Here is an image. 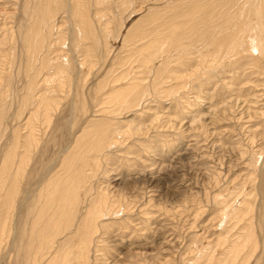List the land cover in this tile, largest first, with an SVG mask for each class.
Segmentation results:
<instances>
[{"label":"rangeland","instance_id":"obj_1","mask_svg":"<svg viewBox=\"0 0 264 264\" xmlns=\"http://www.w3.org/2000/svg\"><path fill=\"white\" fill-rule=\"evenodd\" d=\"M137 1L133 0V12H124L120 20L108 24L119 29L118 34L110 38L112 41L108 45V57H104L100 45L96 46L90 43V40H84L89 43L92 52L99 59L88 75L81 69L79 59L88 53L86 47L89 46L84 45L85 49L79 45L83 40L79 37L72 18L68 19V25L65 27L64 13L60 12L55 16L51 38L58 40L61 35H65L69 48L59 44L50 57L57 59L53 61L56 64L61 52L70 53V77L74 80L71 90L65 95L57 88L52 70L43 67L47 65L46 61L44 64L41 63L42 60H38L35 74L32 69L30 77L27 78L28 60L22 54L20 61L21 39L18 38L17 42L12 43L15 44L12 49L16 56L14 55L15 59L6 79V95L0 94V176L4 179V189L0 191V214L5 208V192L13 180L18 181L20 190L14 194L15 203H12L15 208L13 205L8 208L9 215H13L19 204L21 186L30 188L31 181H37L38 176L53 166L55 168L51 175L58 177L62 162L65 159V162L74 160L76 170H71V175L88 176V184L106 188L109 192L113 190L112 194L116 198H120L121 193L122 197L124 196L122 204L125 208L120 205L118 215L111 218L116 217L120 222L126 219L128 226L120 227L118 222L117 225L111 224V229L103 235L107 240V252L105 255L99 252L98 262L191 264L197 260L196 264H209L215 249L211 251L206 247L226 248V244L220 247L216 244L222 224L225 223V218L219 216L223 212V204L217 201L236 205L239 201L237 196L240 199L251 189L254 193L256 187L259 188L261 197H264V58H261L262 69L251 64L246 57L241 56L236 60L231 58V64H220L214 70L201 73L193 77V80L189 79L186 85L176 89L171 87L176 80L171 79L168 82V89L172 90L169 94L156 93L150 89V85L149 93L147 92L144 98L121 109L112 117L106 116L100 112L102 103L97 100L98 93L91 91V88L94 79L98 82L107 77V70L113 61L121 60L133 52V41H123L124 36L138 33L135 29L140 27L153 28L155 22L152 25L150 21L146 24L148 17L170 19L180 14L184 19H188L193 9L190 0H157L153 5ZM202 1L207 2L206 12L215 4V0ZM218 1H222V4L219 5L217 13H223L217 15L218 21L224 20L225 17L234 19L236 5L232 0ZM19 2L20 0H0L1 54L5 53L3 41L7 34L13 37L18 31L22 33L28 24L31 27L29 25L27 29L36 28L37 23H32L30 15H27V18L24 16ZM193 15L196 17L192 24L183 26V38L170 53L171 64L179 68L180 74L187 78L195 72L196 65L192 61L190 68L188 65L180 66L179 61L185 58L181 55L185 51L191 53L190 55L197 54L193 45L199 43L197 39L202 31L199 28H206L208 24L211 26V20L204 26L197 16L198 13ZM222 16L224 18H221ZM92 20L97 27L101 18L93 16ZM98 33H102L101 30ZM140 33L141 31L138 34ZM47 51L45 48L41 54L48 57L49 53H45ZM38 64L41 66L40 71L37 70ZM135 64L137 62L131 66H120L117 62L115 66L121 72L133 66L136 70L138 67ZM152 73L153 71L148 79L153 78ZM48 88L59 93L57 98L61 99L56 115L54 114L50 125L48 121L43 123L41 140L35 141V147L16 148L17 141L14 136L27 131L26 123L33 111L27 105L33 98L31 94L36 91L38 96L47 92ZM106 123L112 124V129L121 131L117 136L125 135L120 136L121 143L112 148L111 160L99 158L97 169L94 175L90 176V160L93 157H83L77 153L74 159L68 160V152L71 150L69 148L74 146L79 138L87 141L96 135V132L100 133L103 127H108ZM126 131L130 134H126ZM93 143L102 145L100 137ZM14 148L19 155L15 157L10 171L2 174V157L13 153ZM25 151L26 159L22 157ZM20 163L22 168L26 167V176L15 175V169ZM259 196L257 195V198ZM262 202L264 215V198ZM27 206L17 220L16 245L10 246L4 242L0 246V264H24L25 251L21 248L25 240L23 241L22 237L27 234L28 227L36 216L31 206ZM261 235L263 240L259 238L256 252L246 264H264V228ZM36 241H27L23 247L26 250L29 243L33 245Z\"/></svg>","mask_w":264,"mask_h":264},{"label":"bare ground","instance_id":"obj_2","mask_svg":"<svg viewBox=\"0 0 264 264\" xmlns=\"http://www.w3.org/2000/svg\"><path fill=\"white\" fill-rule=\"evenodd\" d=\"M156 1L141 0V2L151 5L155 4ZM190 1L193 4V9L188 19H184L183 15L180 14H176L170 19L158 18L156 16L148 17L146 24L149 21L151 25L155 22L153 28L140 27L135 29L138 30V33L141 31L140 34L133 32L131 36L129 34L124 36L123 41H133L131 43L134 44L131 48L133 52L122 57L121 60L113 61L107 70V77L102 79V81L97 82V80H93L91 91L95 90L98 93L97 100L102 103L100 112L102 111L106 116L112 117L119 113L121 109H125L133 102L144 98L150 89L156 93L169 94L172 91L168 89V82L171 79L176 80L174 85H171V87L174 86L173 88L176 89L186 85L190 81L189 79L193 80V77L195 78V76L210 69L214 70L220 64L222 66L231 64L233 60L241 56L246 57V59L248 58L250 63L258 69H262L261 58H264V0H232L231 2L236 5L234 19L222 16L221 18H224L222 21H218L219 17H217L219 14L223 15L222 11L221 13H217L222 1L215 0V4L212 5V9L209 12H206V1ZM19 4L24 16L30 15V18L33 19L32 23L37 24L35 29L28 28V30L27 27L30 25L28 24L22 33L18 31L13 37H9L7 34L4 38L3 44L5 46L3 50L5 53H0V94L2 96L6 95V87L8 86L6 79L15 59V52L12 49L15 44L12 43L17 42L18 38L19 40L21 39L20 61L21 57H23L22 54L28 60V63H26L27 78L30 77L32 69H34L35 74V65L39 62L38 60H42L41 63L44 62V64L46 61L47 65L43 67L52 70L57 88L60 91L62 90L65 95L71 90L74 80L72 81L70 77L71 62L68 57L70 53L61 52L56 64L53 61L57 59L53 56L50 57L59 44L69 48V42L65 35H61L58 40L51 38L55 25V16L60 12L64 13L65 27L68 25V19L72 18L79 37L83 40L79 45L83 48L89 46L86 47L87 49L85 48L88 53L79 59L81 69L88 75L87 73L97 65L99 59L92 52V47H90L89 43H85L84 40H90V43L96 46L100 45L104 57H108L110 49L108 45L112 41L110 38L116 36L119 31V29H115L116 27L108 24L115 23L117 19L120 20L124 12L134 11L133 0H20ZM194 13H198L197 16L200 17V22L204 26L211 20V26L208 24L206 28H202V26L199 28V30H202L201 33L199 32L200 37L197 39L199 43L195 46L193 45L197 49V54L190 55L191 53L188 51L181 50L185 51L181 55L185 58L183 61H179V65H188L189 67L192 61L196 65L195 72L187 78L184 74H180L179 68L177 69L175 65L171 64L170 53L176 49L178 42L183 38L181 34L183 26L189 23L192 24V21L196 17L193 15ZM93 16L101 18L97 27L92 20ZM180 16H182L181 19ZM119 24L122 23L119 22ZM23 26H21L22 30L24 29ZM100 30L102 33H98ZM61 31H64V29H61ZM72 44L73 42H71ZM76 45L79 46L78 43ZM45 48L48 49L45 52L49 53L48 57L41 54ZM117 62L120 66H131L137 62L135 66L138 68L134 70L133 66L131 69H124L119 72L118 67L115 66ZM23 65L25 64L23 63ZM40 69L41 66L38 64L37 70L40 71ZM152 71L153 78L148 79L147 77ZM84 78L87 79L86 76ZM149 86L151 87L150 89ZM36 93L35 91L31 94L33 98L27 103L33 110L26 123L27 131L21 135L14 134L15 141H17L16 148L23 146H25L24 149L35 147V141L41 140L42 135L40 131H42L43 123H47L48 121L50 125L55 112L60 106L59 100L61 99L57 98L59 97V93H56V91H51L48 88L47 92H43L38 96H36ZM75 110L74 108L73 111ZM106 124L108 127H103L100 133L96 132V135L87 141H82L79 138L74 146L72 145L69 148L71 150L68 152V156L70 157L68 160L74 159L77 153L79 156L93 157L90 160L92 165L90 176L94 175L99 158L103 157L102 159L111 160L112 155L110 154L113 152L112 148L119 145L121 143L120 136L125 135L119 134L117 136L116 134L121 133V131L112 129V124ZM44 128L45 126L43 127V131ZM96 137H100L102 145H94L95 143L93 142L97 140ZM13 150V153L2 157V174L10 171L15 157L19 155L16 154L15 148ZM250 155L252 154L250 153ZM22 157L24 159L27 158V151L23 153ZM65 160L62 162L61 172L58 177L51 175V172L55 168L53 166L38 176L39 178L37 177L39 181H31L32 185L30 188L29 186H21L20 193L22 195L16 207V212L14 211L13 215L11 213L9 215L7 210L10 206H15L13 204L15 203L14 194L16 192L19 193L20 190L18 181L13 180L10 188L5 192L7 195L5 205H3L5 208L0 214V246L4 242L13 246L18 240V238L16 240L18 235L15 232L17 220L24 211L23 209L28 207L27 205H30L31 210L36 212V216L33 214L35 218L30 223L27 234L22 237V240H25L23 245L32 239L34 241L37 240L36 244L33 243L31 245L29 243L26 250L22 245L21 249L25 251L23 255L24 264H106L97 261L99 252L102 255H105L107 252V246H105L107 240L103 235L111 229V224L117 225L118 222L120 227L124 228L128 226L126 219L120 222L115 219L116 217L111 218V216L118 215L121 209L120 205L125 206L122 204L124 202H122L124 197H122V193L120 198H116L113 195V190L109 192L106 188H98L97 186L88 184V176L82 175L78 177L76 174L71 175L70 172L75 169L76 162L74 160L65 162ZM18 161L19 158L17 157ZM25 165L27 166L28 164L25 162ZM15 171V175L18 176L22 175L23 177L27 174L26 167L22 168L21 163L17 165ZM108 174H106V177ZM3 184L4 179L0 176V191L4 189ZM254 191L253 193V189H251L245 192L241 198L239 197L240 199L237 196V200L239 201L236 205L217 201L223 204V212L219 216L225 218V223L222 224L216 244L218 247L226 244V248L216 249L213 246L206 247L211 251L215 249V251H212L213 256L209 264H246L256 252L259 238L262 239L261 233L264 228L262 202L264 197H261L262 194H260L259 188L256 187ZM257 195H260L259 198H257ZM6 213L7 215L5 216ZM27 219L29 220L28 216ZM20 256L22 257V255ZM196 262L198 261H192L191 264H196Z\"/></svg>","mask_w":264,"mask_h":264}]
</instances>
